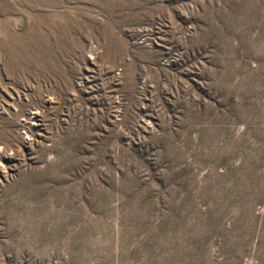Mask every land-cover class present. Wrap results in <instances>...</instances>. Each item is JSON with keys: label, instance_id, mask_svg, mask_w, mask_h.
<instances>
[{"label": "rangeland", "instance_id": "rangeland-1", "mask_svg": "<svg viewBox=\"0 0 264 264\" xmlns=\"http://www.w3.org/2000/svg\"><path fill=\"white\" fill-rule=\"evenodd\" d=\"M0 264H264V0H0Z\"/></svg>", "mask_w": 264, "mask_h": 264}]
</instances>
